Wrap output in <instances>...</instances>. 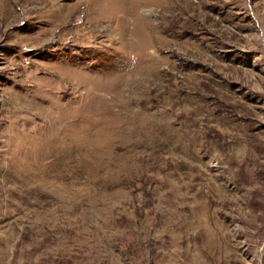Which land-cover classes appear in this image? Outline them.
Listing matches in <instances>:
<instances>
[{"label":"rangeland","instance_id":"374dc122","mask_svg":"<svg viewBox=\"0 0 264 264\" xmlns=\"http://www.w3.org/2000/svg\"><path fill=\"white\" fill-rule=\"evenodd\" d=\"M0 264H264V0H0Z\"/></svg>","mask_w":264,"mask_h":264},{"label":"bare ground","instance_id":"6f19581e","mask_svg":"<svg viewBox=\"0 0 264 264\" xmlns=\"http://www.w3.org/2000/svg\"><path fill=\"white\" fill-rule=\"evenodd\" d=\"M140 9V8H139ZM139 11V10H138ZM138 18H139V16H138ZM139 20V19H138ZM147 41V40H146Z\"/></svg>","mask_w":264,"mask_h":264}]
</instances>
